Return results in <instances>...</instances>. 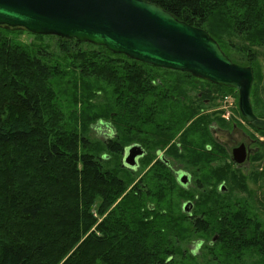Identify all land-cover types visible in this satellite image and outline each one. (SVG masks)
I'll return each instance as SVG.
<instances>
[{
  "label": "trees",
  "instance_id": "16d2710c",
  "mask_svg": "<svg viewBox=\"0 0 264 264\" xmlns=\"http://www.w3.org/2000/svg\"><path fill=\"white\" fill-rule=\"evenodd\" d=\"M148 1L252 66L264 118V0ZM22 33L0 25V264H199L183 246L195 239L216 259L264 263V220L250 203L261 202L250 184L263 185L264 170L237 168L210 130L238 125L213 111L235 88L38 34L58 39L54 57ZM99 122L109 139L92 137ZM260 143L253 159L264 165ZM133 144L145 151L139 170L124 161ZM159 152L190 169L195 186Z\"/></svg>",
  "mask_w": 264,
  "mask_h": 264
},
{
  "label": "water",
  "instance_id": "95a60500",
  "mask_svg": "<svg viewBox=\"0 0 264 264\" xmlns=\"http://www.w3.org/2000/svg\"><path fill=\"white\" fill-rule=\"evenodd\" d=\"M0 25L24 28L34 34L104 46L160 68L178 70L211 83L239 90L243 117L264 131V118L252 103L255 74L252 66L235 63L203 28L177 18L148 0H0ZM145 151L140 144L126 148L124 161L136 168ZM250 152L245 144L233 150V161L243 164ZM181 183L188 175L180 172ZM184 211L192 210L185 202Z\"/></svg>",
  "mask_w": 264,
  "mask_h": 264
},
{
  "label": "rangeland",
  "instance_id": "374dc122",
  "mask_svg": "<svg viewBox=\"0 0 264 264\" xmlns=\"http://www.w3.org/2000/svg\"><path fill=\"white\" fill-rule=\"evenodd\" d=\"M23 29V33L19 35V40L30 44V43H34L35 45H43L46 49H48V51L50 53H53L54 57L55 56H59V49L57 46V42L58 39L55 37H49V36H39L38 34H34L32 32L27 31L24 28ZM43 43V44H42ZM84 47H86L87 45H83ZM263 55H261V62L263 64L264 67V49H262ZM228 96V98L226 97ZM239 90L238 89H234L231 91V93H226V95L224 97H222L221 99L219 98V104L218 106L214 107L213 111H219L221 112V116L223 117V112H224V108L223 106L226 104L228 106V109H226V116L230 121H234V122H238L237 127L241 129V131H244L245 133H251L254 135V137L258 140V142H262L264 144V134L257 132L255 129H253L252 126H250L243 118H241L239 111ZM226 99V100H225ZM241 112V111H240ZM224 118V117H223ZM226 119V118H224ZM226 119V120H228ZM228 120V121H229ZM241 125H240V124ZM111 126L107 125V124H102V123H97L93 126V130H92V137L94 139H99V140H107L109 139L110 135H111ZM237 137V136H236ZM259 142L260 148L262 147L261 143ZM259 148V149H260ZM257 149L254 151L252 157L250 156L249 161H247V166L243 167L241 170L246 173L249 174L252 169H254L255 166L260 165V171L264 170V165H262V163L258 162H254L253 157L257 156V154L260 152V150ZM231 156V154H230ZM176 162V168H181L184 170H187L189 173H191V170L188 169L187 167H185L184 165H181L180 163H178L177 160H175ZM218 162H216L215 164H217ZM140 166H138L136 168V170H139ZM191 175V181L188 184L189 188L195 186V181L194 178ZM250 189L252 190V192L257 193L259 198L258 200H260L261 202L257 203L254 202L253 200H250V203H252L255 207V210H257V213L261 216V218L264 220V184L259 186L258 184H254L251 183L250 184ZM228 190V189H227ZM240 195L245 196L246 193H240ZM199 239H195L192 240L191 242H189L187 245L183 244L184 247H188V249H190L191 251H194L195 254H197L198 258V262L199 264H264L261 260V256H259L258 254L255 255H251V254H247L245 255V257L243 259V263L242 262H237L234 261L233 259H231L229 256H220L217 254V256L219 257V259H216L215 256H213V254L211 253H207L206 250L203 249V244L201 245ZM216 252V251H215ZM184 263V261L181 260L180 258V264Z\"/></svg>",
  "mask_w": 264,
  "mask_h": 264
},
{
  "label": "flooded vegetation",
  "instance_id": "af4514ba",
  "mask_svg": "<svg viewBox=\"0 0 264 264\" xmlns=\"http://www.w3.org/2000/svg\"><path fill=\"white\" fill-rule=\"evenodd\" d=\"M210 101L207 99L206 103ZM211 134L214 138L218 140V142L224 144L231 154V158H233V150L240 146L241 144H245L250 152V156L252 157L255 150L260 148L258 140L251 133H245L241 131L240 128L234 124L232 127L229 123L226 124V127L223 126H211ZM237 136V137H236ZM158 159H162L166 165L170 166L179 179L180 172H185L188 175V182L191 181V175L187 170L176 168V162L173 158L167 156L164 152L158 153ZM251 160V159H250ZM181 164V163H180ZM247 162L243 164H235L237 168L242 169L247 166ZM183 165V164H181Z\"/></svg>",
  "mask_w": 264,
  "mask_h": 264
},
{
  "label": "built area",
  "instance_id": "2783aa9c",
  "mask_svg": "<svg viewBox=\"0 0 264 264\" xmlns=\"http://www.w3.org/2000/svg\"><path fill=\"white\" fill-rule=\"evenodd\" d=\"M228 98V97H227ZM226 100V99H225ZM223 108H224V110H225V112H226V109H228V106L225 104L224 106H223ZM225 116H226V113H225ZM227 117V116H226Z\"/></svg>",
  "mask_w": 264,
  "mask_h": 264
}]
</instances>
